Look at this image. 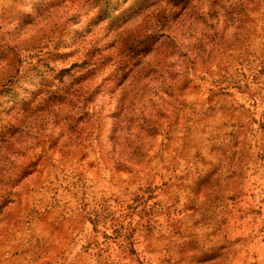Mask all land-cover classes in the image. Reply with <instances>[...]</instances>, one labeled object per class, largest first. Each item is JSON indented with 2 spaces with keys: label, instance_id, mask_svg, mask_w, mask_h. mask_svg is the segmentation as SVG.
<instances>
[{
  "label": "rangeland",
  "instance_id": "obj_1",
  "mask_svg": "<svg viewBox=\"0 0 264 264\" xmlns=\"http://www.w3.org/2000/svg\"><path fill=\"white\" fill-rule=\"evenodd\" d=\"M0 0V264H264V0Z\"/></svg>",
  "mask_w": 264,
  "mask_h": 264
},
{
  "label": "snow or ice",
  "instance_id": "obj_2",
  "mask_svg": "<svg viewBox=\"0 0 264 264\" xmlns=\"http://www.w3.org/2000/svg\"><path fill=\"white\" fill-rule=\"evenodd\" d=\"M42 2V0H38L37 6H39V3Z\"/></svg>",
  "mask_w": 264,
  "mask_h": 264
}]
</instances>
